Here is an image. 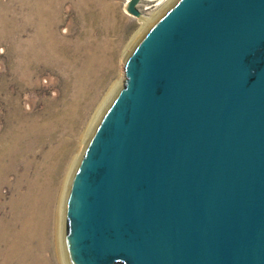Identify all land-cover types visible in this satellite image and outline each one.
Wrapping results in <instances>:
<instances>
[{
	"label": "water",
	"instance_id": "1",
	"mask_svg": "<svg viewBox=\"0 0 264 264\" xmlns=\"http://www.w3.org/2000/svg\"><path fill=\"white\" fill-rule=\"evenodd\" d=\"M123 76L71 179L66 263L264 264V0H175Z\"/></svg>",
	"mask_w": 264,
	"mask_h": 264
},
{
	"label": "bare ground",
	"instance_id": "2",
	"mask_svg": "<svg viewBox=\"0 0 264 264\" xmlns=\"http://www.w3.org/2000/svg\"><path fill=\"white\" fill-rule=\"evenodd\" d=\"M166 1L164 7L174 0ZM47 2L25 0L22 22L12 10L7 21L0 20V39L9 40L16 52L11 69L14 78L33 81L43 66H50L63 90L72 91L59 111L54 110L57 100L51 99L37 115H27L17 97L9 98L8 104L13 106L8 111L9 130L0 137V264L66 262L64 221L71 179L96 123L122 80V76L113 79L116 59L122 65L129 48L117 55L109 51L106 42L94 41L97 32L92 28L105 14L103 0H74L77 24L87 27L83 41L75 43L64 34L67 29L63 35L58 33L60 10L50 14ZM155 18L143 19L137 36ZM29 28L34 31L32 38L21 41L18 35ZM6 80L0 86L5 93ZM78 122L84 128L73 151L71 137H59L57 131L65 128L72 133ZM3 185L7 199L1 192Z\"/></svg>",
	"mask_w": 264,
	"mask_h": 264
},
{
	"label": "rangeland",
	"instance_id": "3",
	"mask_svg": "<svg viewBox=\"0 0 264 264\" xmlns=\"http://www.w3.org/2000/svg\"><path fill=\"white\" fill-rule=\"evenodd\" d=\"M47 1L48 9L51 10L50 14H52V12H56L57 9L60 10L61 21L59 22L58 33L62 34L63 31H66V29L67 31L70 29L68 34L67 31L64 34L67 35L73 43L77 41L80 42V40L83 41L87 27L83 26V24H77L76 12L73 7L74 0ZM126 2L127 0H103V7L105 8L104 17L99 24L92 28L97 32L93 37L94 41H100L101 43L106 42L110 45V52L122 55L129 46L125 56L128 55L131 48L148 27L147 26L146 29L143 30L140 36H137L143 27V19H149L155 16L157 18L173 3L172 2L167 7H164L167 3L166 0H142L137 6L142 18H137L126 12ZM24 6L25 0H0V20L5 19L7 21L8 17L11 16L10 10H12L13 13H16L17 20L22 22L23 12L25 10ZM33 33L34 31L29 28L24 32H21L18 35V38L21 39V41L30 40ZM18 38H16V42L17 44H21ZM11 47L12 45L9 40L0 39V86L2 80H4V78L7 79L6 83L4 82L7 87V93H5V91H0V137L5 135L9 130L10 122L8 111L13 107L8 104L10 97L18 98L27 115L29 113L37 115L44 112L49 100H57L54 110L59 111L62 108L64 101L70 100L72 96V91L69 90L66 92L63 90L64 87L62 81L57 74H54L56 73V70H53L50 66H43L39 76L34 80L32 79L33 81H28L29 79L21 80L19 78H14L11 69L14 61L16 60V52L14 49L11 50ZM125 59L126 57H123V60ZM116 60L113 79L115 78L114 80H117L118 77L120 79L122 76V80L119 84V87H121L124 80V63L120 65V59L117 58ZM8 61L10 62V66ZM4 64L7 65L4 66ZM109 81L110 80L107 82ZM83 128L82 123L78 122L75 124V128L72 133L67 131L65 128H61L57 131V135L59 137H71L70 143L73 144V151H75L78 148L79 137ZM1 192H3L6 199L9 197L6 186L3 185L1 187ZM51 263L52 262L49 264ZM60 264L67 263L65 262Z\"/></svg>",
	"mask_w": 264,
	"mask_h": 264
}]
</instances>
